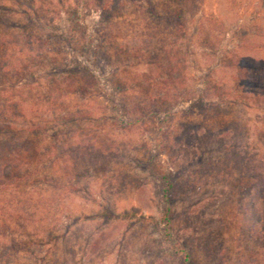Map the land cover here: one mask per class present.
Segmentation results:
<instances>
[{
  "label": "rangeland",
  "instance_id": "374dc122",
  "mask_svg": "<svg viewBox=\"0 0 264 264\" xmlns=\"http://www.w3.org/2000/svg\"><path fill=\"white\" fill-rule=\"evenodd\" d=\"M65 1L54 17L59 39L48 30L58 1L35 0L24 33L39 40L7 45V78L16 56L52 79L42 76L43 87L14 75L0 93V107L24 103L19 125L28 132L15 145L27 137L24 163L36 171L30 183L0 185V264H184L185 252L159 236L169 172L180 249L194 264H230L235 204L223 159L264 149V0H181L182 29L172 0ZM30 2L1 4L9 41ZM226 93L237 103L208 104ZM185 127L194 133L187 141ZM211 159L218 165H203Z\"/></svg>",
  "mask_w": 264,
  "mask_h": 264
},
{
  "label": "trees",
  "instance_id": "16d2710c",
  "mask_svg": "<svg viewBox=\"0 0 264 264\" xmlns=\"http://www.w3.org/2000/svg\"><path fill=\"white\" fill-rule=\"evenodd\" d=\"M31 2L29 5H25L23 9V13L28 15L27 22L22 25L23 31H19L15 35H13V38L9 41L8 37L6 35H3V33H0V93L1 96L7 94L10 92L11 86L14 85L12 83L11 77L14 75H17L20 77H24L25 75L33 77V83L32 85H38L43 87H48V83L46 84L40 83L39 79L42 76H45L43 74H40L39 76L36 75L35 71H31L29 69H26V63H24V58L22 57L21 60L19 57L14 56L13 58H18V61L14 62V73L12 76L7 78L8 72H9V50L11 47H8L7 45H10L9 43H13V46L17 44L24 45L25 44H33L35 45L36 42L39 40L38 37H34L32 33H24V30L30 26V19L32 21L31 24L35 21V18H31V14L37 13V6H35V0H30ZM57 4L54 6V11L52 12V15H54L49 22L48 30L50 29L52 31V34L57 33V39L60 38V29H58L54 25V17H57L59 14H56V8L60 7V5L65 4V0H57ZM170 1V0H169ZM175 2L176 8L174 11H171L170 18L172 22L176 23L180 29L184 28V23L182 22L181 18H183V10L181 7V0H172ZM4 0H0V7H2L1 4H3ZM20 2V0H19ZM153 12L157 13L156 5L153 3H150ZM34 10V11H33ZM34 12V13H33ZM79 18V17H78ZM34 20V21H33ZM5 21V20H3ZM52 26V27H51ZM46 27V24L44 28ZM51 27V28H50ZM54 31H53V30ZM56 31V32H55ZM1 32V31H0ZM4 36V37H3ZM51 38L52 35H49ZM31 38H34L33 41ZM30 49L35 50L33 47H30ZM19 50L20 47H19ZM57 49L52 48L47 53H57ZM36 52V51H34ZM4 54V55H3ZM24 66V68H23ZM50 66V65H48ZM248 72V71H247ZM250 74V73H249ZM50 79H52V76H45ZM69 79H65L63 83V87L66 86V84H71ZM249 80H251L249 78ZM28 83V82H27ZM31 85V83H28ZM17 84L13 87L16 88ZM62 87V83L58 85V89ZM37 89V88H36ZM58 98H60V92L57 93ZM205 94V91H204ZM207 94V93H206ZM215 95V94H214ZM65 96H67L65 94ZM215 96H218V93H216ZM209 99H212L209 97ZM225 102L228 101L233 104H236L237 102L234 101L230 97L229 94L222 95V97H219V99L210 100L208 101V104L210 105H219L215 102ZM9 100L5 101V104H3L0 107V116L2 118H5V115L9 116V113H12L11 117H6L3 121L0 118V185L6 186L9 183H14L15 187L20 186V180H29L30 177L35 176L36 171L33 173H29V169L31 168L30 165L24 163V159L27 157L25 151H28L27 146V137H24V145L22 147L16 146L15 144L20 141L18 139V135L22 134L25 135L27 131L23 129L19 124H21V120L24 118V103L21 101H13L12 98V105L8 104ZM241 102V101H238ZM206 103V102H205ZM204 104V103H203ZM34 106V105H33ZM36 106V105H35ZM54 119V117H51ZM9 119V120H7ZM4 122V123H3ZM185 134L184 138L186 141L191 138V135H194L193 131L190 130L189 127H185ZM6 131V133H5ZM24 131V134L22 133ZM168 135L167 138L170 136L176 137L177 131L173 129L172 126L168 128ZM184 140V139H183ZM169 143H171V139L169 140ZM15 145V146H14ZM249 154H242L237 155L234 154L230 156V159H223L225 160L229 167H230V178H231V187H230V197H232V202H234V211L231 212L233 214L231 216V222L230 225L234 224V230H235V236H234V242H237L236 247L230 248V264H264V149L262 151V147L260 148H254L251 152H248ZM5 160L7 161L5 163ZM10 161H14L17 163L10 164ZM2 162V163H1ZM22 162V163H21ZM214 160L211 159L210 161L205 162L203 165H207V167H215L218 165V162H216L214 165ZM9 170V171H8ZM24 173L23 177L20 176V174ZM14 177L13 181H8L10 177ZM186 177V175L184 176ZM173 176H171V172L169 174L165 175L163 177L162 187H163V195L166 198V206H164L163 210V217L162 219L165 220L164 222V228L161 229V234L159 236L162 239L163 244L167 243L170 248H176L174 250V253L179 254V252L184 251L185 253L182 255L181 259L184 264H194L195 258L193 257L191 251H188L185 248L179 247L181 244V241L178 240L175 236V231L173 230L174 226V219L172 214V197H173V190L176 187V184L174 180H172ZM30 183V180L29 182ZM15 193H18V189H15ZM21 193V191H19ZM13 199V198H12ZM231 204V202H230ZM10 217V216H8ZM6 217V218H8ZM8 220H11L8 218ZM145 221H150L151 223L154 222L153 217L149 216ZM159 226V224L157 223ZM233 226V225H232ZM48 237V236H47ZM56 239V237L53 235L49 239ZM58 239V238H57ZM195 239H197V236L195 235ZM200 242H204L205 249H207V252L209 254L211 248L208 246L209 240L204 239ZM253 243L254 245H250V243ZM203 244V243H202ZM53 247V246H52ZM216 248V247H215ZM51 248L48 249V253L50 252ZM186 250V251H185ZM214 253V250L210 252V254ZM46 259V256L44 260Z\"/></svg>",
  "mask_w": 264,
  "mask_h": 264
}]
</instances>
